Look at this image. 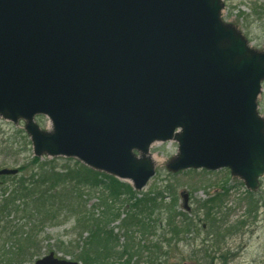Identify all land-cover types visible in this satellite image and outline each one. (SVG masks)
<instances>
[{"label": "water", "instance_id": "obj_1", "mask_svg": "<svg viewBox=\"0 0 264 264\" xmlns=\"http://www.w3.org/2000/svg\"><path fill=\"white\" fill-rule=\"evenodd\" d=\"M224 0H0V118L34 156L75 159L142 191L155 143L166 168L264 177V51L223 20ZM45 117L50 127L37 123ZM3 169L0 176H16ZM189 208V194L181 193ZM35 264H81L54 253Z\"/></svg>", "mask_w": 264, "mask_h": 264}, {"label": "trees", "instance_id": "obj_2", "mask_svg": "<svg viewBox=\"0 0 264 264\" xmlns=\"http://www.w3.org/2000/svg\"><path fill=\"white\" fill-rule=\"evenodd\" d=\"M1 130L0 125L1 152L10 154L19 147L31 151V142L23 130L16 133L21 139L18 144L13 136H6ZM19 171L17 176L0 177V264L32 261L39 252L43 230L70 216L76 219L78 232L77 238L68 244L74 250L66 253L82 264H131L134 256L142 260L143 247L132 232L147 236L155 234V230H162L163 234L159 242L146 246L153 256L150 263L169 264L170 248H177L184 234L195 225L201 226L200 218H188L178 211L177 196L171 186L136 193L131 185L94 172L78 162L69 160L60 164L58 160L33 156ZM228 193L226 188L221 189L200 204L199 212H204L203 227L208 228L215 241L213 248L240 229V226L227 227L228 222L218 219ZM90 196L96 198V202L88 208ZM247 196L254 197L249 192ZM167 198L171 199L170 203ZM119 221L128 234L122 251H117L120 237L111 228ZM222 264L226 261L222 260Z\"/></svg>", "mask_w": 264, "mask_h": 264}, {"label": "rangeland", "instance_id": "obj_3", "mask_svg": "<svg viewBox=\"0 0 264 264\" xmlns=\"http://www.w3.org/2000/svg\"><path fill=\"white\" fill-rule=\"evenodd\" d=\"M226 8L223 11L225 22L239 28L245 37L250 41L251 47L257 51H264V0H224ZM259 112L264 117V84L261 96L258 100ZM44 122V121H43ZM0 125L6 136H13L16 143L21 139L16 136L17 131L23 130L0 120ZM31 149V148H30ZM0 150V169L19 168L28 163L32 155L31 151H25L23 147L16 149V152L7 153ZM178 145L175 142L165 144L157 143L151 152L153 156L159 157L163 162L157 167V175L149 182L147 187L140 193H148L155 190H163L165 187L174 188V195L177 196L178 211L185 213L181 193L190 195V212L188 218L198 217L201 226L192 228L184 234L178 247H172L169 251V264H264V178L261 180L260 189L252 193L253 198L247 196V189L238 178H233L227 169L219 171L192 170L180 174H170L166 164L177 154ZM66 161L58 160L60 164ZM229 190L228 196L223 203L222 211L218 216L219 220L228 222V226H240L239 230L223 238L218 246L214 248V239L208 228L203 227L204 212L199 208L201 203L212 197L221 189ZM2 189L0 186V200ZM88 208L96 202V198L90 196ZM174 198V197H173ZM167 203L171 199L167 198ZM255 208V209H254ZM254 209V210H253ZM187 213V212H186ZM182 219L179 217V220ZM74 216L63 218L56 224H49L42 232L39 252L32 259L24 264H35L37 260L54 253L56 257L69 261H77L74 256L66 252L73 251L68 244L77 238ZM196 223V222H194ZM164 223L161 224V226ZM196 227L198 229H196ZM111 228L117 237H120L117 251H122V246L127 240V232L122 228L120 221L112 224ZM162 230H155L147 236L138 231L132 232L140 242L144 254L142 260L134 256L131 264H151L150 252L146 250L152 242H159L162 237ZM64 243V245H62ZM62 245V246H61ZM165 251L167 252L168 249ZM209 256L206 259L205 256ZM214 260H213V259ZM213 260V262H212Z\"/></svg>", "mask_w": 264, "mask_h": 264}, {"label": "bare ground", "instance_id": "obj_4", "mask_svg": "<svg viewBox=\"0 0 264 264\" xmlns=\"http://www.w3.org/2000/svg\"><path fill=\"white\" fill-rule=\"evenodd\" d=\"M152 159H153V162L155 163L156 166L162 164V162H163V161H162L159 157H157V156H152Z\"/></svg>", "mask_w": 264, "mask_h": 264}]
</instances>
